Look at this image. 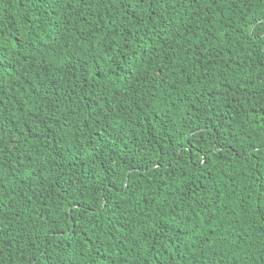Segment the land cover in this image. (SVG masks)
<instances>
[{
	"label": "trees",
	"instance_id": "obj_1",
	"mask_svg": "<svg viewBox=\"0 0 264 264\" xmlns=\"http://www.w3.org/2000/svg\"><path fill=\"white\" fill-rule=\"evenodd\" d=\"M0 264H264V0H0Z\"/></svg>",
	"mask_w": 264,
	"mask_h": 264
}]
</instances>
